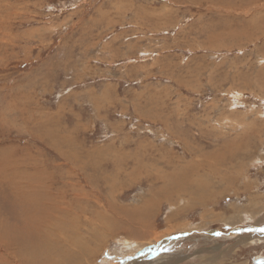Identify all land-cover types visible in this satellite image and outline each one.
Returning a JSON list of instances; mask_svg holds the SVG:
<instances>
[{"label": "rangeland", "instance_id": "rangeland-1", "mask_svg": "<svg viewBox=\"0 0 264 264\" xmlns=\"http://www.w3.org/2000/svg\"><path fill=\"white\" fill-rule=\"evenodd\" d=\"M0 264H264V0H0Z\"/></svg>", "mask_w": 264, "mask_h": 264}, {"label": "bare ground", "instance_id": "bare-ground-1", "mask_svg": "<svg viewBox=\"0 0 264 264\" xmlns=\"http://www.w3.org/2000/svg\"><path fill=\"white\" fill-rule=\"evenodd\" d=\"M90 245V244H89ZM87 248V247H86ZM91 248V247H90ZM95 249V248H94ZM32 250V249H31ZM54 253V252H53Z\"/></svg>", "mask_w": 264, "mask_h": 264}]
</instances>
